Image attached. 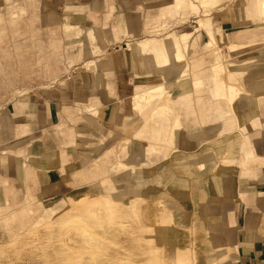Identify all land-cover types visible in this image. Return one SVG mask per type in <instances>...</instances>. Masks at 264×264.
Masks as SVG:
<instances>
[{"label": "crops", "instance_id": "crops-1", "mask_svg": "<svg viewBox=\"0 0 264 264\" xmlns=\"http://www.w3.org/2000/svg\"><path fill=\"white\" fill-rule=\"evenodd\" d=\"M242 1L0 0V227L65 205L111 159L143 169L136 186L175 182L160 201L189 227L193 263L264 264V31L233 34L264 26V0ZM225 4L197 32L190 19L163 31ZM220 44L254 56L229 70ZM135 111L144 139L121 130Z\"/></svg>", "mask_w": 264, "mask_h": 264}, {"label": "rangeland", "instance_id": "rangeland-1", "mask_svg": "<svg viewBox=\"0 0 264 264\" xmlns=\"http://www.w3.org/2000/svg\"><path fill=\"white\" fill-rule=\"evenodd\" d=\"M194 3L197 2V0H192ZM228 4V3H227ZM227 4H225L223 7L220 6H212L209 9H201L200 12H197V14H193L191 11L188 14L185 13V15H183L182 17H176L174 18V20H169V19H163L161 20L162 22L165 23V21L167 23L163 24V31H166L165 29L169 26L172 25H176L178 23H184L187 20H192L194 21L190 28L187 31H196L195 27H198V18H202L204 16L210 15L213 12H216L222 8H224ZM239 5H243V1L239 0ZM205 11V13L203 11ZM205 19V18H204ZM207 19V18H206ZM209 20V19H208ZM197 21V23H196ZM211 21V20H210ZM217 21L219 23L218 20V16L216 15L214 17V22ZM216 23V22H215ZM166 27V28H165ZM239 27V26H238ZM242 29V28H241ZM250 33H260L262 31H264V26L263 25H258V28H254V29H248L246 30H240V28L237 30H235V32H233V34H238V33H245V32H249ZM14 32V31H13ZM161 32V30L155 32V33H159ZM9 34H11L10 32H8ZM224 36H228L226 34L223 33ZM232 35V34H230ZM198 36H200L201 41H200V46L202 47L203 44L205 42H207L208 38L206 37V35L202 32L198 33ZM225 38V37H224ZM75 42V41H73ZM225 43V40H224ZM70 44L67 42V45ZM125 48H128V46H125ZM220 49H221V54L222 56V60H223V64L225 65V67H227V69L231 70L230 64L234 63V64H239V63H243L242 59L245 57H249V56H254V54H247V50H243V51H235L233 53H228V48L225 47L224 44H220ZM75 50V48H74ZM214 50H217V48ZM70 53L68 50H60V54L61 53ZM212 52V51H211ZM206 54V53H205ZM204 54V55H205ZM210 54V53H209ZM189 53H187L186 56H188ZM211 56V60H213L212 55ZM186 60V58H184ZM187 62V60H186ZM188 64V62H187ZM187 71H189V69H187ZM230 80V79H228ZM231 82V81H229ZM39 83H34L33 84V88H38ZM152 86V85H151ZM169 96V94H168ZM169 102L171 101L172 98H170V96L168 97ZM242 102H244L243 100H241L239 103L241 104ZM170 106V104H169ZM151 109V108H150ZM148 109V111L150 110ZM146 111V112H148ZM172 115L171 116H167L164 115V118H168L171 119V117L173 115H175V111L172 110ZM145 112V113H146ZM136 114H138L139 118L137 119L136 123L132 126H128L127 129H125L123 126L121 127V130L123 131V133H125L127 135V137L133 136L136 139H144L145 136H143V119L145 118L143 114H140L139 112L135 111ZM154 116L159 117L160 115L155 114ZM261 116V112H259L258 117ZM153 118V117H152ZM166 118V119H167ZM156 119V118H155ZM129 123V122H127ZM133 123V121H132ZM131 123V124H132ZM246 128L251 132L254 130L251 128L250 126V121L248 120L246 123ZM134 133V135L132 134ZM261 137H264V132H262V136H260L259 138L261 139ZM257 139V141H259L260 139ZM147 145L148 144H152V149L156 150V152L158 151L157 149H155V141H152V143L150 142H146ZM125 144V143H122ZM158 146V145H157ZM161 146V145H160ZM166 146H164L165 148ZM126 148V146H125ZM122 145L120 148V155L119 157H116V161L118 159L123 160L124 158V151L126 150ZM156 158H154V163ZM113 161L110 159L106 164H104V169H99L97 175H92V177H89L88 179V186H86L85 188H83L81 191H79L78 193L74 194L73 196H71L70 198H68V202L63 206L62 204L53 208L52 206H48L45 204H33L31 205V207H33L34 209H37V211L35 212V216H32V221L28 224L25 225L24 227H22L21 229H6L5 227H0V248L2 249H6L7 247H9L11 245V243H13L16 239H18L21 236H26L27 234L31 235V241L26 244V243H19L18 245H21V249L22 253L19 255V260H9L8 258L4 261V264H32L33 263V259L34 256L36 255L37 249L40 245V241L45 237L46 234V229L45 226L47 223L49 222H54V220L57 217H67L70 216L71 214H68L69 210L76 207L79 203L80 200L82 199V196L84 195H102L105 194V197L109 198L110 202L112 203H117V202H127V200L129 201L128 198H131L132 201L139 203L140 205H142V220H141V224L139 227H137L136 229V225L134 223H132V221H128L126 224L129 226V228L131 230H133L135 233L138 234V236L141 238H149L152 237L155 239V243L156 245H162L163 243H165V246L167 250L176 248V247H182L181 248V252H183L184 257H187L190 260V264H195L193 263V261H195V257H193L192 253L195 256L194 253V247L191 246V241L189 240V237H187V239L181 237V235H186L188 233L189 227L184 228L183 230L180 227H176L175 223L172 222V211L170 209H168L165 205H163L160 201V199H162L163 201H175V191L174 189L171 190L169 189V186H171V184L175 182H172L171 184L165 185V182H163V180H158L156 183H154L153 185H147V183H145L144 185H138L136 186L135 184H133L131 182L133 176H135V174H137L139 171L143 170V169H130L129 167L123 165L121 162L118 163L119 167L118 169H113ZM151 186V187H150ZM174 187V186H173ZM113 194H111V192H113ZM143 197V199L141 198ZM153 202H155V204H158V207L161 208L162 213L158 214L161 218H162V222L164 224V226H158L156 227L153 231L152 230H148L146 228V226L149 223L148 220V212L150 211V208L152 207ZM152 203V204H150ZM141 228H145V230L143 231V229ZM166 230H164V229ZM147 229V230H146ZM149 232V233H147ZM166 232V236L165 233ZM152 233V234H151ZM165 236V237H164ZM146 242V241H145ZM142 242V247L144 248L145 246V250L148 252L149 250L151 251V247L145 243ZM134 246V247H133ZM149 250H148V249ZM123 249H128V250H134L131 252H135L136 254L140 253V248L137 245L134 244H130L127 246H124ZM139 251V252H138ZM192 252V253H191Z\"/></svg>", "mask_w": 264, "mask_h": 264}, {"label": "bare ground", "instance_id": "bare-ground-1", "mask_svg": "<svg viewBox=\"0 0 264 264\" xmlns=\"http://www.w3.org/2000/svg\"><path fill=\"white\" fill-rule=\"evenodd\" d=\"M261 8L264 17V2ZM210 41L205 49L216 53L213 39ZM128 199L127 202L112 203L105 194L82 196L80 203L69 210L70 216L57 217L46 224L45 237L40 241L32 264H190L181 252L182 247L167 250L165 243L158 246L154 238H141L138 232L129 228L128 221H132L136 229L142 225V205ZM160 213L161 208L153 202L146 226L148 230L164 226ZM30 241L31 235L27 234L6 249L0 248V264L7 258L18 261L22 253L19 250L22 244H18ZM142 242L147 243L151 251L147 248V252ZM130 244L137 245L140 253L123 249Z\"/></svg>", "mask_w": 264, "mask_h": 264}]
</instances>
